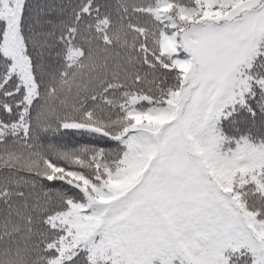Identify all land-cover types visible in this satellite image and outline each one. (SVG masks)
Masks as SVG:
<instances>
[{"label": "snow or ice", "instance_id": "6c2138e0", "mask_svg": "<svg viewBox=\"0 0 264 264\" xmlns=\"http://www.w3.org/2000/svg\"><path fill=\"white\" fill-rule=\"evenodd\" d=\"M0 264H264V0H0Z\"/></svg>", "mask_w": 264, "mask_h": 264}, {"label": "trees", "instance_id": "16d2710c", "mask_svg": "<svg viewBox=\"0 0 264 264\" xmlns=\"http://www.w3.org/2000/svg\"><path fill=\"white\" fill-rule=\"evenodd\" d=\"M101 2L114 5L115 3H117V0H101ZM93 139L95 138L81 135L80 133L69 132L60 140V144L61 146L68 148L80 147L87 144L90 140Z\"/></svg>", "mask_w": 264, "mask_h": 264}]
</instances>
